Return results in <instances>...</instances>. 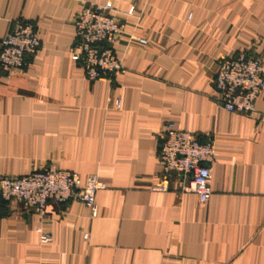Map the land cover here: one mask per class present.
<instances>
[{
  "label": "crops",
  "instance_id": "1",
  "mask_svg": "<svg viewBox=\"0 0 264 264\" xmlns=\"http://www.w3.org/2000/svg\"><path fill=\"white\" fill-rule=\"evenodd\" d=\"M107 4L123 26V70L90 82L72 54L74 19ZM18 20L41 46L24 70L0 69V178L56 169L105 189L97 216L0 197V264H264V92L247 116L224 110L212 84L222 58L264 59V0H0V41ZM168 126L215 143L205 205L179 175L154 189Z\"/></svg>",
  "mask_w": 264,
  "mask_h": 264
},
{
  "label": "built area",
  "instance_id": "2",
  "mask_svg": "<svg viewBox=\"0 0 264 264\" xmlns=\"http://www.w3.org/2000/svg\"><path fill=\"white\" fill-rule=\"evenodd\" d=\"M131 8L126 17L134 16ZM76 44L74 58L80 61L88 81H111L122 72V60L115 44L123 33V26L114 15L111 5L84 6L74 19ZM129 42L146 44V40L131 37ZM41 46L37 27L33 22L18 20L0 41V69L17 73L27 66V57L34 56ZM215 99L230 113L252 116L264 92V59L241 53L218 61L213 78ZM122 103L117 100L115 108ZM158 147V161L162 180L154 189H170L171 176L179 175L188 186L183 190L197 195L205 205L212 195V165L216 146L213 140L202 143L193 133L168 126L163 130ZM105 184L96 176L83 177L76 172L49 169L35 171L21 177H1L0 197L3 201H18L27 209L46 213L50 203L77 202L97 216L96 197ZM42 244L52 242V235L37 229Z\"/></svg>",
  "mask_w": 264,
  "mask_h": 264
}]
</instances>
